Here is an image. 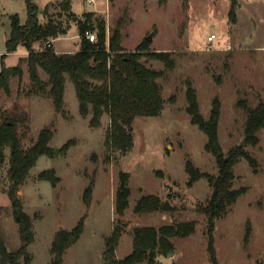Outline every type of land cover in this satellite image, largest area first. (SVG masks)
Listing matches in <instances>:
<instances>
[{"label":"rangeland","instance_id":"374dc122","mask_svg":"<svg viewBox=\"0 0 264 264\" xmlns=\"http://www.w3.org/2000/svg\"><path fill=\"white\" fill-rule=\"evenodd\" d=\"M57 1L34 0L41 23L48 19L46 9L50 6L49 15L58 16L68 25L65 11L53 6ZM72 4L81 18L88 11L105 17L109 34L123 18L122 44L128 51L143 43L150 51H169L175 65L167 67L161 59L142 57L147 65L164 70L159 81L165 105L158 115L136 116L134 142L125 152L110 151L105 145L109 114H104L100 126L93 127L89 116L80 113L72 80L66 86V114L55 109L51 98L27 94L31 79L26 63L22 77H11L10 91L0 90V122L5 111L27 114L19 127L25 147L34 143L43 127L55 123L50 141L53 152L39 157L18 192L29 213H41L35 220V240L30 244L32 264H50L56 231L72 229L82 217L84 231L67 248L64 264H107L106 237L119 217L115 199L121 170L130 173L131 194L122 216L126 230L116 250L118 258L132 252L137 226L159 227L194 219L196 231L172 238L174 250L161 254L156 264H264V127L259 132V143L248 142L247 110L243 105L246 102L254 107L264 102V0H72ZM232 9L234 16L230 15ZM14 16L22 24L27 23V0H0V73L5 66L21 63L27 52L24 44L8 51ZM91 31L96 35L97 29ZM212 33L216 37L209 41ZM149 35L152 40L147 39ZM44 45L42 41L34 44L35 48ZM80 46L77 20L70 21L66 33L53 38L55 50L74 52ZM41 72L47 78L43 69ZM189 84L196 89L203 115L219 118V139L224 150L245 140L243 145L258 162L257 168L246 158L236 163L234 186L247 189L227 214L216 220L212 240L207 217L198 209L211 196L212 187L206 177L189 185L186 165L191 159L201 170L211 173L218 172V165L205 147L206 132L192 122L187 110ZM216 106L218 113L213 111ZM70 139L75 142L65 149ZM55 148H59L57 153ZM8 167L9 161L0 169V214L4 227L12 234L18 226L11 210ZM48 168H55L61 178L56 186L38 178ZM93 174L96 183L88 204L84 192ZM145 194H158L175 209L135 212ZM212 245L217 263L210 250Z\"/></svg>","mask_w":264,"mask_h":264},{"label":"trees","instance_id":"16d2710c","mask_svg":"<svg viewBox=\"0 0 264 264\" xmlns=\"http://www.w3.org/2000/svg\"><path fill=\"white\" fill-rule=\"evenodd\" d=\"M29 18L22 24L17 16L12 22L11 36L7 39L8 51H13L19 44L27 47V54L21 57V63L15 66H5L0 73V90L10 91L12 76L24 75V63L27 64L31 86L28 95H41L52 99L55 109L66 114L65 92L68 80L75 85L79 99L80 113L90 118V125L98 127L102 124L104 114H109L110 124L106 130L105 145L110 151L129 150L134 142L133 123L137 115H158L165 105L162 85L159 78L164 70L147 65L142 60L144 55L161 59L167 67H173L175 61L170 58L169 51H150L148 46L140 44L136 50L128 51L122 44L123 18L118 20L112 31L108 32L105 17L95 11L84 13L81 18L73 11L72 0H58L53 6L61 7L68 16L65 25L62 19L49 15L50 6L46 13L48 19L41 23L38 18V6L34 0H27ZM230 15H235L232 9ZM71 20H77L81 36L80 49L74 52H57L53 47V38L68 31ZM96 30V39L90 40L86 30ZM36 41L45 45L35 48ZM47 73L44 78L41 70ZM190 85V84H189ZM187 110L193 123L204 130L208 136L206 149L216 159L218 172L203 171L191 159L187 161L189 173L188 184L206 177L212 187V194L205 203L198 205L199 211L208 220V231L213 236L216 220L223 217L230 207L244 193L247 187H235V165L246 158L257 168L258 162L243 144L233 146L225 151L219 139V118L215 115L207 118L203 115L198 101L196 89L190 85L187 93ZM247 110L245 133L250 143L260 142V130L264 127V102L259 101L254 107L243 104ZM215 112V111H214ZM218 113V112H216ZM27 114L20 111H5L0 122V169L9 161L8 176L10 186L8 192L11 198L12 212L17 223L16 232L9 234L2 222L0 214V264H32L34 255L30 244L35 240V220L41 213H29L18 193L22 185L31 175L32 168L39 157L50 154L54 147L50 141L55 134V123L43 127L38 138L25 147L22 135L19 133L20 124H24ZM75 141L68 140L65 149ZM7 149H9V160ZM96 154V153H95ZM39 179L50 180L54 186L60 181L55 168H48L38 174ZM130 173L121 170L119 185L116 192L115 211L119 215L113 231L106 237L104 258L107 264H156L161 254L174 250V237H186L196 231L197 222L194 219L177 223L137 226L134 229V248L124 258H118L116 250L126 225L122 220L131 194ZM96 183V175L84 192V200L89 204L92 200ZM4 208V207H2ZM175 206L168 200H163L158 194H145L137 202L135 212L144 213L156 210H173ZM1 210V207H0ZM84 217L72 229L61 228L56 231L51 247L52 259L50 264H64V255L68 247L75 243L84 231ZM11 236V238H10ZM213 260L217 263L213 245Z\"/></svg>","mask_w":264,"mask_h":264},{"label":"built area","instance_id":"2783aa9c","mask_svg":"<svg viewBox=\"0 0 264 264\" xmlns=\"http://www.w3.org/2000/svg\"><path fill=\"white\" fill-rule=\"evenodd\" d=\"M89 1L90 2H93L95 0H89ZM86 36L90 40H95L96 39L95 33H93L90 29L86 30ZM215 37H216V34L215 33H212L211 35H209L208 39H209V41H213Z\"/></svg>","mask_w":264,"mask_h":264},{"label":"water","instance_id":"95a60500","mask_svg":"<svg viewBox=\"0 0 264 264\" xmlns=\"http://www.w3.org/2000/svg\"><path fill=\"white\" fill-rule=\"evenodd\" d=\"M147 39L148 40H152V35H149L148 37H147ZM213 111H215V112H219L220 111V109H219V107L218 106H216L214 109H213ZM245 140L243 141V144H245ZM58 150H59V148H55V152L57 153L58 152Z\"/></svg>","mask_w":264,"mask_h":264},{"label":"crops","instance_id":"0c3cea01","mask_svg":"<svg viewBox=\"0 0 264 264\" xmlns=\"http://www.w3.org/2000/svg\"><path fill=\"white\" fill-rule=\"evenodd\" d=\"M52 43H53V41H52ZM57 52H64V51H60V50H56ZM28 52V51H27ZM27 52L25 53V54H27Z\"/></svg>","mask_w":264,"mask_h":264}]
</instances>
